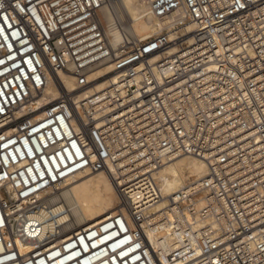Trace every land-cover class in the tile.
<instances>
[{"label": "built area", "instance_id": "1", "mask_svg": "<svg viewBox=\"0 0 264 264\" xmlns=\"http://www.w3.org/2000/svg\"><path fill=\"white\" fill-rule=\"evenodd\" d=\"M143 1L164 31L113 46L110 0H0V264H165L161 226L168 264H264V0ZM105 65L117 82L94 92ZM51 79L59 97L40 108ZM181 157L207 173L153 221L156 173ZM98 171L118 211L45 233L38 195Z\"/></svg>", "mask_w": 264, "mask_h": 264}, {"label": "bare ground", "instance_id": "2", "mask_svg": "<svg viewBox=\"0 0 264 264\" xmlns=\"http://www.w3.org/2000/svg\"><path fill=\"white\" fill-rule=\"evenodd\" d=\"M100 13L104 22L103 30L113 46H118L122 42L133 44L153 37L162 33L166 26L164 22L154 18L146 3H141L140 0H110ZM116 19L129 20L130 28L120 29L115 24ZM192 31L191 25L186 26V34ZM110 69L109 65H105L92 72L89 79L97 81L92 86L94 92L105 89L108 83L117 82L116 76H108ZM59 78L65 87L71 90L73 79L64 74H59ZM59 94L55 79H51L37 105L40 108L45 107L58 99ZM41 112L38 117L42 115ZM206 173L207 165L192 157L177 158L160 168L155 179L161 199L149 210L152 220H161L171 195L195 185ZM37 199L40 202L36 216L42 223L43 231L58 232L61 236L59 240L84 228L98 225L105 218L112 216L118 211L120 200L114 184L102 171L77 174L53 190L38 195ZM159 229L155 236L158 255L165 264H168L167 258L173 257L177 244L171 230L163 226Z\"/></svg>", "mask_w": 264, "mask_h": 264}, {"label": "rangeland", "instance_id": "3", "mask_svg": "<svg viewBox=\"0 0 264 264\" xmlns=\"http://www.w3.org/2000/svg\"><path fill=\"white\" fill-rule=\"evenodd\" d=\"M141 3H143V0H140ZM129 19V18H128ZM115 24L117 27H119L120 29H124V28H130L131 26V22L129 20H125V21H120V20H115ZM191 180H189L190 182ZM192 182V181H191ZM188 184V183H187ZM165 232H168V230H165Z\"/></svg>", "mask_w": 264, "mask_h": 264}]
</instances>
